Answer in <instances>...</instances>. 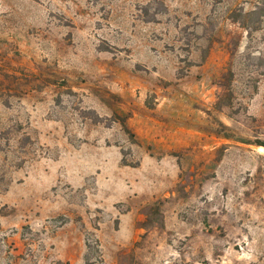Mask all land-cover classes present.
Returning <instances> with one entry per match:
<instances>
[{
	"label": "rangeland",
	"instance_id": "374dc122",
	"mask_svg": "<svg viewBox=\"0 0 264 264\" xmlns=\"http://www.w3.org/2000/svg\"><path fill=\"white\" fill-rule=\"evenodd\" d=\"M261 4L0 0V264H264Z\"/></svg>",
	"mask_w": 264,
	"mask_h": 264
},
{
	"label": "trees",
	"instance_id": "16d2710c",
	"mask_svg": "<svg viewBox=\"0 0 264 264\" xmlns=\"http://www.w3.org/2000/svg\"><path fill=\"white\" fill-rule=\"evenodd\" d=\"M246 16H248L249 18H251L253 20L254 24H256L255 26H258L262 22V19L264 17V5L261 4V5L257 6L255 9H253L250 12H248L246 14ZM247 18H245V19H247ZM155 19H156V13H152L151 16H148L146 18L147 21H153ZM256 59L261 63V66H264L263 65L264 56H258V57H256ZM91 114H94L93 115L94 116L93 120L96 123L105 121V122H107V125H111L113 122L117 121L113 117H101L97 113H95V111H91ZM116 118L122 123V125L126 128V130L131 133V137L134 138V136H135L134 133L130 131V128L127 125V117L118 115ZM258 144L261 145V146H264V141H258ZM124 164H129V163H126L124 161ZM131 166L136 167V166H138V163L137 164L135 163V164H133ZM87 261H89V257L88 256H87Z\"/></svg>",
	"mask_w": 264,
	"mask_h": 264
}]
</instances>
